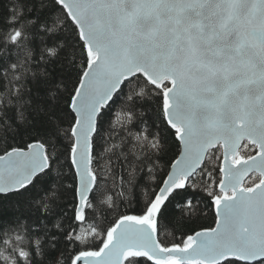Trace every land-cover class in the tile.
Wrapping results in <instances>:
<instances>
[{"label": "snow or ice", "instance_id": "6c2138e0", "mask_svg": "<svg viewBox=\"0 0 264 264\" xmlns=\"http://www.w3.org/2000/svg\"><path fill=\"white\" fill-rule=\"evenodd\" d=\"M0 264H264V0H0Z\"/></svg>", "mask_w": 264, "mask_h": 264}, {"label": "trees", "instance_id": "16d2710c", "mask_svg": "<svg viewBox=\"0 0 264 264\" xmlns=\"http://www.w3.org/2000/svg\"><path fill=\"white\" fill-rule=\"evenodd\" d=\"M213 217L209 215L208 217H202L199 220L195 221V223L202 225V226H208L212 222Z\"/></svg>", "mask_w": 264, "mask_h": 264}]
</instances>
